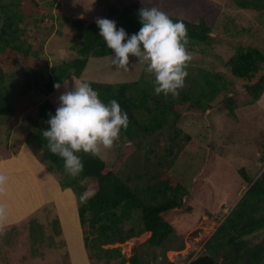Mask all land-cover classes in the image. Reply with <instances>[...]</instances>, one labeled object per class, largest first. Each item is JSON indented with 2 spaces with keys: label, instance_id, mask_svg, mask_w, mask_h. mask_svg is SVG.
<instances>
[{
  "label": "rangeland",
  "instance_id": "1",
  "mask_svg": "<svg viewBox=\"0 0 264 264\" xmlns=\"http://www.w3.org/2000/svg\"><path fill=\"white\" fill-rule=\"evenodd\" d=\"M34 1L39 7L30 3L32 15L42 19L36 20V24L21 25L24 27L21 35L36 46L38 59L21 57L16 66L6 69L9 72L24 69L30 62L38 68L40 61L47 59L53 67L72 58L76 55L77 33L71 26L72 19L94 21L105 17L100 11L106 9L108 2L123 7L133 0ZM237 1L200 0L209 12L218 14L210 32L212 40L187 45L190 61L197 67L204 66L222 74L226 88L203 110L182 106L176 123L180 132L176 136L173 129L166 126L160 133L144 140L143 148L138 147L139 150L157 148L158 151L141 154L133 151L129 142L121 144L117 141L111 149L101 146L98 153L108 164L118 168L124 169L130 164L148 174L166 171L188 189L181 208L162 213L175 233L185 240L182 249L166 251L173 264H187L203 252L218 223L245 192L248 183L239 175L238 169L244 167L252 179L264 169V93L257 100L256 113L250 111L248 105H242L235 109V116H230L225 107L226 96H232L238 102L244 99L248 83L231 74L227 59L238 46H257L264 52V6L256 12L240 7ZM258 1L264 3V0ZM110 56L91 57L79 78L70 76L67 88L62 83L61 88H55L48 98L58 107L60 94L74 84L72 78L77 82L86 79L111 82L139 77L154 79L138 58L130 55L129 68L125 70L113 66ZM260 69L253 80L264 73V62ZM26 98L34 105L20 115L18 123L12 125L11 116H0V176L5 178L0 182V264H105L104 259L92 257V250L84 244L76 195L70 188L61 187L62 174L34 148L31 120L45 96L32 90ZM170 135H173L172 141ZM168 149L174 152L171 157ZM122 150L126 154L120 159L118 154ZM146 158H150L148 169L144 166ZM161 158L170 160L164 159L162 165H157L155 161ZM143 179L144 183L152 182L147 177ZM134 181L137 180L133 179L131 183ZM132 224L129 221L124 227ZM149 235L146 231L103 247H119L127 259L138 249L148 247L145 240ZM263 236L264 227L246 238L254 243ZM125 263H129L128 260Z\"/></svg>",
  "mask_w": 264,
  "mask_h": 264
},
{
  "label": "trees",
  "instance_id": "2",
  "mask_svg": "<svg viewBox=\"0 0 264 264\" xmlns=\"http://www.w3.org/2000/svg\"><path fill=\"white\" fill-rule=\"evenodd\" d=\"M30 3L39 7L34 0H0V116H11V124L14 125L18 123L20 115L34 105L26 98L32 90H38L45 96L31 120L34 125L32 142L38 153L62 174L61 187L70 188L76 195L84 244L92 250V257L104 259L105 264H173L166 251L182 249L185 240L175 233L174 227L164 219L162 213L183 206L184 196L189 191L180 180L166 171H153L151 174L140 172V168L136 169L130 164L124 169L118 168L108 164L99 154L94 156L84 152L78 153L84 165L83 172L78 177H72L64 170L63 158L49 151L43 129L48 127L46 121L49 114H54L57 108L48 98L55 90L54 84H62L70 76L79 78L91 57L111 55V50L99 35L96 20L86 22L82 18H74L71 26L77 30L75 56L53 67L44 59L38 68L31 66L30 62L24 69L7 71V68L16 66L21 57L34 56L38 59L36 46L21 35L24 29L21 25L36 24V20L42 19L32 15ZM237 4L256 12L264 6L258 0H238ZM142 7H157L173 20H182L191 45L212 40L210 32L216 25L218 14L209 12L200 0H133L123 7L108 2L106 9L100 12L132 34L141 27L139 9ZM235 49L226 64L232 75L248 81L247 95L240 102L226 96L225 107L230 116H235V109L242 105H248L250 111L256 113L257 100L264 92V73L253 79L261 70L264 52L257 46H238ZM187 73L184 86L176 95H157L153 90V78L139 77L113 82L86 80L98 90L102 100L108 102L116 99L121 108L127 111L129 125L121 131L118 141L121 144L129 142L133 151L148 154L158 151L157 148L141 150L144 147L142 142L148 140L149 136L160 133L166 126L173 129L175 136L180 132L176 123L182 106L195 111L203 110L226 88L222 74L204 66L197 67L191 61L187 65ZM173 135H170V141ZM138 147H141L140 150ZM262 150L264 154V139ZM167 152L170 157L174 154L172 149ZM125 154L122 150L118 156L122 159ZM164 159L155 162L162 165ZM149 160L145 159L146 169L150 168ZM238 173L248 183L247 189L218 223L206 241L204 251L191 258L188 264H264V236L254 243L246 238L264 227V169L254 179L244 167H240ZM143 177L152 182L144 183ZM133 179L137 180L134 184L131 183ZM89 181H92L91 185ZM85 193L91 195L82 200ZM129 221L133 224L124 227ZM146 231L150 233L145 240L148 247L138 249L127 259L122 256L119 247H103L104 244L123 242ZM126 260L129 263H125Z\"/></svg>",
  "mask_w": 264,
  "mask_h": 264
},
{
  "label": "clouds",
  "instance_id": "3",
  "mask_svg": "<svg viewBox=\"0 0 264 264\" xmlns=\"http://www.w3.org/2000/svg\"><path fill=\"white\" fill-rule=\"evenodd\" d=\"M139 20L138 32L129 34L123 26L118 27L115 20L96 19L99 35L111 50V64L127 70L130 55L134 56L153 75V90L157 95L178 94L184 86L191 60L185 23L173 20L157 7L139 9ZM72 80L73 86L60 94L55 113L49 114L43 136L47 139L49 151L63 158L66 173L78 177L84 169L78 153L95 156L101 146L111 149L119 140L121 131L127 129L129 117L118 100H102L91 82ZM68 83V79L63 81L66 88ZM61 86L59 82L54 84L56 89ZM4 179L0 176V182ZM89 195L91 193H85L81 199L85 200Z\"/></svg>",
  "mask_w": 264,
  "mask_h": 264
}]
</instances>
